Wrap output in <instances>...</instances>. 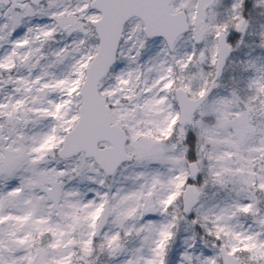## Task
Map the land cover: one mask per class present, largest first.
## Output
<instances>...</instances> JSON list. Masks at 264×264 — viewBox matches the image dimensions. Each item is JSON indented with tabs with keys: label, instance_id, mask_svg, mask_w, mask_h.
Wrapping results in <instances>:
<instances>
[{
	"label": "snow or ice",
	"instance_id": "6c2138e0",
	"mask_svg": "<svg viewBox=\"0 0 264 264\" xmlns=\"http://www.w3.org/2000/svg\"><path fill=\"white\" fill-rule=\"evenodd\" d=\"M0 264H264V0H0Z\"/></svg>",
	"mask_w": 264,
	"mask_h": 264
}]
</instances>
